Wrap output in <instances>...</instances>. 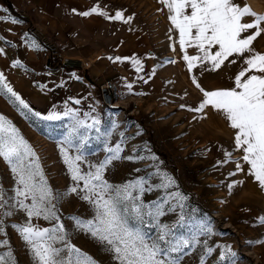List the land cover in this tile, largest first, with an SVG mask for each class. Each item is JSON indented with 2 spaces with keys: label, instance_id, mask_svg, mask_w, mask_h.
<instances>
[{
  "label": "rangeland",
  "instance_id": "rangeland-1",
  "mask_svg": "<svg viewBox=\"0 0 264 264\" xmlns=\"http://www.w3.org/2000/svg\"><path fill=\"white\" fill-rule=\"evenodd\" d=\"M91 1L107 7L113 15L116 11H122L126 17H133L128 23L115 20L113 35L119 41L117 50L120 57L138 58L142 70L137 71L131 60H124L121 72L112 78L120 85L123 110L102 112L95 105L85 110L76 108L81 118L91 112L101 121L100 138H94L93 133V138L83 149L85 161L81 162L82 169L87 171L88 164L104 160L106 144L115 146L123 140L122 158L104 172V178L109 183L121 185L131 179L146 177L150 178L152 184H158L162 180V175L155 174L158 167L161 173L170 174L175 181L168 191L179 192L186 197L183 226L176 224L181 214L178 207L174 212L166 210L160 222L172 226L177 236L194 234L201 222L213 229L211 236L198 237L215 249L206 257L205 264H218L224 249L217 248V245H230L237 253V264H264V225L258 222V217L264 216V189L248 175L249 165L242 160L243 152L234 143L235 130L223 113L212 106L206 107L203 112L191 110L198 108L204 98L201 88L211 91L233 87L234 77L243 66V59L233 55L218 70H213L210 64L208 70H203L197 61L196 66L189 70L183 56L201 53L196 47L180 46L179 30L171 23L168 8L161 0ZM236 2L241 6L247 4L258 14L264 15V0ZM186 11L190 13L191 10ZM21 21L22 17L15 16L0 0V37H3L1 40L5 44H11L5 36L7 30ZM28 25L35 28L32 23ZM253 47L264 53V34L253 42ZM215 50L212 49L213 52ZM233 60L235 63L231 62ZM0 71L13 90L25 100L16 81L11 80L14 78L12 74H6L2 65ZM197 83L200 88L196 87ZM127 84L132 85L131 90L126 87ZM47 114L35 117L29 113L25 116L9 96L0 94V115L10 120L34 148L54 192L64 193L62 200L54 201L59 221L46 220L41 215L31 217L30 222L41 229L62 223L70 243L92 255L100 264H117L94 239L75 227L73 217L90 219L94 210L80 195H68L66 192L75 184L61 152V141L67 134L70 118L61 112L62 118L59 120L42 119ZM108 132L111 135L105 137L103 134ZM70 152L74 154L75 150ZM226 153H232L231 159L227 158ZM127 156L134 159L128 160L125 158ZM137 156L148 158L135 159ZM153 156L155 160L151 158ZM238 162L244 171H236ZM234 181L243 183L230 190L228 185ZM0 182L9 205L0 212L12 211V215L3 217L5 232L0 233V241L6 240L7 244H0V253L11 251L16 264H36L29 245L15 227L25 224L29 218L24 210L14 207L15 177L2 157ZM79 184L82 189L83 182ZM164 195L163 189H156L146 192L142 198L145 202H151ZM25 202L31 203L30 198ZM145 230L150 236L158 232L155 227H146ZM203 250V243L186 248L180 254V264H200ZM223 264L230 262L225 260Z\"/></svg>",
  "mask_w": 264,
  "mask_h": 264
},
{
  "label": "snow or ice",
  "instance_id": "snow-or-ice-1",
  "mask_svg": "<svg viewBox=\"0 0 264 264\" xmlns=\"http://www.w3.org/2000/svg\"><path fill=\"white\" fill-rule=\"evenodd\" d=\"M161 3L167 6L169 19L179 30L180 46H193L201 53L183 56L189 70L196 66L197 61L203 70H208L209 64L213 70H218L233 55L243 59V66L234 77L233 87L211 91L201 88L204 98L198 108L191 110L203 112L206 107L212 106L223 113L231 128L235 130L234 143L236 148L243 152L242 160L249 165L248 175L264 189V53L256 51L253 47V42L264 34V15L258 14L247 4L241 6L236 0H161ZM187 9L191 10L190 13ZM93 13L125 23L133 19L131 16L126 17L122 11L110 15L98 5L80 15L89 16ZM30 43L33 47H39L35 41ZM213 48H216L214 52ZM3 52L4 49L0 48V53ZM109 59L131 60L137 71L142 70L138 58L116 56ZM231 62L235 63V60ZM13 65L21 66V62L14 61ZM193 80L195 81V77ZM126 87L131 90L132 85L127 84ZM196 87L200 88L199 83ZM0 94L9 96L23 115L31 113L35 117H41V113L34 112L29 103L13 90L2 71ZM75 103L79 104L80 100L77 99ZM63 116L69 117L70 123L67 134L61 141V152L71 179L75 182L66 192L68 195H80L94 210L90 219L73 217L76 229L94 239L102 251L109 254L117 264H180V254L186 248L201 243L204 250L200 264H205L206 257L215 249L208 246L206 240L202 242L198 237L211 236V226L201 222L194 234L177 236L172 226L160 222V217L166 214V210L174 212L177 207L181 210L177 226H183L186 220L183 213L186 197L179 192L168 191L175 184L171 175L161 173L157 167L155 174L162 175L158 184H152L150 178L146 177L131 179L121 185L109 183L104 178V172L122 158L123 140L115 146L106 144L104 160L97 164H88V170L84 171L81 165V162L85 161L83 149L93 138V133L94 138H100L101 121L91 112L85 113L81 118L79 109L67 106ZM61 118V114L56 111L42 117L49 121ZM103 135L107 137L111 133ZM72 149L75 150L74 154L70 152ZM226 156L231 159L232 153H226ZM0 157L15 177L14 207L24 210L29 218L25 224L15 227L29 245L36 264H100L92 255L70 243L62 223L41 229L30 222L31 217L41 215L46 220L59 221L54 201L62 200L64 193L54 192L34 148L21 135L19 129L3 115H0ZM125 158L134 159L133 156ZM146 158L148 157H135L141 160ZM151 158L156 159L154 156ZM236 171H244L239 162L236 164ZM80 181L83 182L82 189ZM241 183L243 182L234 181L228 187L231 190ZM156 189H163L165 195L158 200L145 202L142 198L144 194ZM29 198L31 203H26ZM6 206H9L6 191L0 182V209H6ZM10 215L12 211L0 212V233L5 232L3 217ZM258 222L264 225V216L258 217ZM146 227L157 228V234L150 236L145 230ZM0 244L6 245L7 241H0ZM217 248L224 249L218 264H223L225 260L230 264H237V253L230 245H217ZM0 264H16L11 251L0 253Z\"/></svg>",
  "mask_w": 264,
  "mask_h": 264
},
{
  "label": "crops",
  "instance_id": "crops-1",
  "mask_svg": "<svg viewBox=\"0 0 264 264\" xmlns=\"http://www.w3.org/2000/svg\"><path fill=\"white\" fill-rule=\"evenodd\" d=\"M11 2L13 9L8 7L9 10L15 16L20 15L23 21L7 30L5 36L11 44L0 39V48L4 49L0 53V65L6 74H12L11 80L16 81L30 107L46 114L64 112L66 106L84 110L94 106L99 83L106 78H115L121 72L123 62L109 59L120 56L119 41L113 35L115 20L97 13L89 16L80 13L97 5L110 15H113L112 11L91 0ZM29 23L35 28H29ZM31 41L39 47L31 46ZM57 53L90 58L92 65L87 70L56 66ZM17 60L21 66L13 65ZM77 99L79 104L75 103Z\"/></svg>",
  "mask_w": 264,
  "mask_h": 264
},
{
  "label": "built area",
  "instance_id": "built-area-1",
  "mask_svg": "<svg viewBox=\"0 0 264 264\" xmlns=\"http://www.w3.org/2000/svg\"><path fill=\"white\" fill-rule=\"evenodd\" d=\"M56 66L76 67L87 70L91 67L90 58L80 56H63L57 53ZM95 107L102 112H111L124 109V100L120 85L112 78H106L98 85V93L94 98Z\"/></svg>",
  "mask_w": 264,
  "mask_h": 264
},
{
  "label": "trees",
  "instance_id": "trees-1",
  "mask_svg": "<svg viewBox=\"0 0 264 264\" xmlns=\"http://www.w3.org/2000/svg\"><path fill=\"white\" fill-rule=\"evenodd\" d=\"M7 5H8V7L12 10L13 9V4H12V2H11V0H3ZM16 11V10H15ZM17 12V11H16ZM19 12H17V14H18Z\"/></svg>",
  "mask_w": 264,
  "mask_h": 264
},
{
  "label": "water",
  "instance_id": "water-1",
  "mask_svg": "<svg viewBox=\"0 0 264 264\" xmlns=\"http://www.w3.org/2000/svg\"><path fill=\"white\" fill-rule=\"evenodd\" d=\"M22 16H23V17H25V16H26V14H25V13H22Z\"/></svg>",
  "mask_w": 264,
  "mask_h": 264
}]
</instances>
